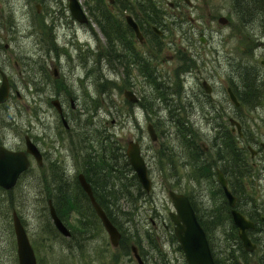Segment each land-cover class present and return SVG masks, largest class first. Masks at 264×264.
Here are the masks:
<instances>
[{"label": "rangeland", "instance_id": "obj_1", "mask_svg": "<svg viewBox=\"0 0 264 264\" xmlns=\"http://www.w3.org/2000/svg\"><path fill=\"white\" fill-rule=\"evenodd\" d=\"M189 1L191 4L185 0H152L161 12L164 31L161 36H147L144 43L136 39L133 47L142 61L127 63V67L120 61L122 57L116 58L120 49L115 45V51L99 26H94L97 36L94 37L71 22L68 13L66 20H59L58 8H64L61 2L33 0L30 14L27 0H0V54L11 90L9 100L0 104V144L13 150L25 149L27 137L32 135L38 147L43 148L42 135L48 130L50 120L56 121L57 109L53 101L61 100L65 112L73 116L75 111L65 95L74 94L78 96L77 112L81 113L79 125L85 126L87 121L95 125L97 154L106 146L107 155L115 153L124 161L128 142L137 140L153 182L151 194L141 198V203L138 201L136 209L132 210L134 202H129L131 196L123 188L125 180L119 174L110 178L117 199L110 209L114 212L115 224L125 236L122 248L115 249L90 209L85 215V225L80 223L79 213L68 214L67 226L73 232L72 226L77 228L74 238L65 237L55 228L44 196L49 161L39 164L33 161L31 169L13 188L0 187V264H20L14 211L27 231L38 264H138L131 252L132 244L138 245L142 256L143 250L158 255L155 239V247L143 244L145 228L133 217L127 222L125 216L128 211L139 219L150 212L153 216L155 211L168 213V190L174 178L170 176L171 166L165 158L170 156L174 146V151L178 152V156L175 155L176 178L181 188L193 195H203L210 209L222 215L217 177L214 176L215 180L191 179L193 164L186 165L184 161L189 163L190 157L193 158L192 150L184 148L178 125L184 123L191 128L189 138L200 147L209 148L206 155L210 159L216 158L222 143L216 139L225 131L231 132V118L237 119L242 127L246 126L250 137L264 142V26L258 19L242 23L235 14L234 0ZM37 3H40L39 10ZM221 16L228 19L227 24L219 22ZM89 45L95 46L97 51L91 50L85 63ZM186 58L187 70L183 65ZM86 71H91V82L89 86H82L79 77L85 76ZM247 73L256 76L253 89L243 87V77ZM204 80L213 87L211 93L203 88ZM59 88L63 89L62 95H59ZM228 88L237 96L239 106L231 100ZM126 90L133 91L138 102L126 98ZM84 109L86 112L82 114ZM150 124L156 130L157 141L151 139ZM69 132L76 136L75 130ZM102 137L106 143L101 145ZM235 137L239 147L248 142L240 140L237 134ZM258 146L259 143L252 145L253 148ZM52 153L54 158L57 154L61 157V161H50V165H56V168L51 167L52 172L56 169V173L74 178L77 161L69 140L65 138L64 147ZM244 153L250 159L247 148ZM224 157L231 160L227 155ZM255 161H264V153ZM222 165L220 162L214 164V171ZM230 229L231 223L227 220L207 233L212 248L222 252L235 249L226 240ZM168 232L162 231L165 235H169ZM162 252L166 262L156 256V260L146 263L188 264L181 252L169 243L163 244ZM220 257L226 264L222 254ZM243 260L247 259H239ZM248 261L253 264L251 257Z\"/></svg>", "mask_w": 264, "mask_h": 264}, {"label": "flooded vegetation", "instance_id": "obj_2", "mask_svg": "<svg viewBox=\"0 0 264 264\" xmlns=\"http://www.w3.org/2000/svg\"><path fill=\"white\" fill-rule=\"evenodd\" d=\"M61 2V5L64 8L61 10L62 7L58 8V17L59 20L67 19V13L69 14V18L71 22L78 24L79 29H83L86 33L91 34L94 37L96 36L95 27H100V30L105 33L107 39L110 40L112 47L116 51L115 45L120 49L119 53L115 56L117 59L122 57L120 60L124 66H129L127 63L131 62H140L142 61V57L137 55L138 51L135 50L133 47L135 45L136 39L140 43H144L146 41L147 36L152 38L156 34L161 36L163 30V25L161 19V12L157 7L156 12L154 13V3L152 4V0H150L148 7H146V3L148 0H79L81 7L86 15L87 21L81 22V20L77 19L73 13L70 11L69 2L67 0H57ZM27 4L29 6V13L31 12V7L33 6V0H27ZM40 3H37V9H40ZM187 4H191V1H188ZM173 6V4H171ZM66 8V9H65ZM152 12V15L150 14ZM150 15V18L147 17ZM128 16H131L132 19L138 26L139 32L142 35V38L138 36V33L134 29L132 25L128 22ZM101 25H99V24ZM45 25V24H44ZM18 23L16 27L18 28ZM46 26V25H45ZM4 27L6 28V24L4 22ZM162 31V32H161ZM102 32V33H103ZM0 38V51L2 49V42ZM85 54L84 62L88 61L87 58L91 55V50L97 51V48L93 45H89ZM117 52V51H116ZM109 55V53H108ZM113 55H110V57ZM114 57V56H113ZM114 58L111 60L113 61ZM111 65L112 62H110ZM126 67V68H127ZM4 76H7L5 71L2 68V57L0 54V77L3 80ZM90 76L91 71H86L85 76L79 77L80 84L88 85L90 84ZM64 77V75L62 76ZM111 83L112 81H107ZM107 84V83H106ZM63 87V86H62ZM59 95H62L63 89L59 88ZM91 96V95H90ZM69 97L71 102V109L75 111L73 116H70L68 112H65V107L63 106V102L59 101V107L57 109V116L56 121L50 120V126L45 134L42 135V142L43 148H39L36 144L32 135L30 139L35 145L39 148L38 151L41 155L40 161H49L47 163V169L49 173L46 174L45 184H44V196L47 200L48 204V211L52 218L55 228L62 233L57 224L55 223L52 210L54 209L55 213L61 220V222L70 230L71 236H66L68 238H74L76 236L77 228L73 225L74 232L67 226L66 220L68 219V214L72 212H77L81 215L82 221L80 223L85 225L87 217L86 212L90 209V212L94 214L96 219H98L101 224L100 217L98 216L89 194L83 188L80 175H84L87 182L91 185L94 196L99 204L105 210L107 216H109V212L112 213L113 219V212L111 211V202L110 206H106V201L104 199V195L110 197L112 196V184L110 183V178L113 174H120L122 178L125 180L123 188L128 192L129 197L131 196L130 203L134 202L132 210L136 209V203L140 201L141 198H146L150 192H146L144 185L141 183L139 176L136 170L132 167L131 162L128 157V148L130 142H139L137 140H130L128 142V147L126 151V159L121 161L120 159H116L111 161L112 155H107V147H104V151L101 154H97L96 150V143L98 142L97 134L94 132L93 122L87 121L85 122V126H80L78 120L80 119L81 113L77 112L78 104L75 106V102L78 99L77 95L68 94L65 95V98ZM138 102V101H137ZM76 108V109H75ZM85 114L86 109L83 110ZM91 117V116H90ZM231 121V119H230ZM181 123H179L180 125ZM178 125V128H179ZM64 127L67 129L64 131L61 129ZM75 130L76 136L73 137L69 131ZM180 132V131H179ZM181 135V133H179ZM224 134V133H223ZM231 135H234L235 139V153L234 158L229 160L234 162V174H230L227 169V158L225 157H218L216 158H208L207 153L209 148L207 147H200L201 149V160L202 164H219L223 163L222 168H216V171L212 168L213 172L210 176V171L208 167L201 171V173L197 169V164L199 161H193V158L190 157V161H184L186 165L193 164V171L191 173V179L200 180L205 178L207 180H215L214 176L217 177L218 182V195H220L222 202H219V209L222 213L221 216L216 212V210H211L209 201L206 200L203 195L195 194L193 195L189 191L182 189V184H180L179 180L176 178L178 176V162L175 161V155L178 156V152L174 151V147H171L170 156L165 158L166 161H169L171 166V175H173L174 180H171V184L169 186L168 195L170 199V208L167 214H164L162 210L158 213L155 211V216L152 215L150 212L148 215H144L143 218H135L133 216L132 211H128L126 213L127 222H131L133 217L136 221H139L145 228L144 230V243L145 245L154 246L155 239L158 247V255L155 253L152 254L148 251L143 250V259L145 261L148 260H156V256L159 257L158 260L167 261L164 253L162 252L163 244L169 243L170 247H176L179 252L185 257L186 261V254L181 246V243L176 235V228L177 222L174 219L175 217L177 220L182 222L179 218V211L176 205L174 198L170 195L171 192L175 193L176 195H185L192 205L197 219L205 229L208 227H218L220 224H223L224 221L229 220L231 223V229L229 235H227V242L229 246L235 247L234 253L235 258L238 260L239 264H246L245 260L239 261L240 258H252L253 264H264V161H255L262 153H264V142L258 141L255 137H250L247 131L246 126L242 127V134L239 133L238 130L231 126ZM238 135L240 140H248V142L243 145V147H239V142L236 139L235 135ZM28 135V134H27ZM102 136V134H100ZM182 136V135H181ZM224 136V135H223ZM223 136L218 137L217 141H222L220 146H223L225 141H223ZM67 138L69 140V146L73 150V154L75 152V161L76 162V174L74 178L70 179L66 174L56 173V169L51 170V167L55 164L50 165V161H61L60 154H57V158L53 157L52 150L58 148L61 150L64 147V140ZM189 138V136H188ZM158 139V136H157ZM190 139V138H189ZM106 139L102 137L100 140L101 145ZM214 141L215 146L217 147V142ZM191 140L184 138L182 136V142L185 149H189V143ZM259 143L257 148H253V144ZM3 145V144H0ZM204 146V145H203ZM141 154L145 159L141 146L139 144ZM247 150L250 153V159L245 157L244 150ZM262 148V149H260ZM13 150V149H12ZM24 150V149H18ZM115 150V148L113 149ZM219 150V149H218ZM79 153H82L80 155ZM31 161V167L33 166V161H39L34 156L29 155ZM78 161H81L78 163ZM97 162H101L103 166H100L98 169ZM147 163V160L145 159ZM201 164V165H202ZM148 165V163H147ZM184 165V166H186ZM207 166V165H206ZM29 167V169H31ZM113 169V170H112ZM221 171L225 178L227 179V184L232 192L233 196L236 198V205L231 206L229 202V198L226 195V191L223 185L220 183L218 179V172ZM151 178V177H150ZM210 178V179H209ZM153 188V183H152ZM136 189V190H135ZM97 194H100L101 201L98 199ZM105 205V206H104ZM140 208V207H139ZM233 209L240 212L250 224L251 227L246 229L247 238L256 246L254 251H248L244 246V239L242 238V231L238 224H236L234 220V216L232 214ZM218 214L219 217L216 216ZM111 221H113L111 219ZM114 224L116 221L114 220ZM117 224V223H116ZM115 224V225H116ZM182 224V223H181ZM117 226V225H116ZM104 227V225H103ZM118 227V226H117ZM119 228V227H118ZM105 229V227H104ZM120 229V228H119ZM106 230V229H105ZM162 231H169V235H165ZM107 232V231H106ZM157 233V236L154 235ZM232 234V235H231ZM140 252V249H139ZM141 253V252H140ZM142 255V254H141Z\"/></svg>", "mask_w": 264, "mask_h": 264}, {"label": "water", "instance_id": "obj_3", "mask_svg": "<svg viewBox=\"0 0 264 264\" xmlns=\"http://www.w3.org/2000/svg\"><path fill=\"white\" fill-rule=\"evenodd\" d=\"M68 1H69V7L73 15L82 22L87 21L86 15L79 1L78 0H68ZM186 1L188 2L189 0ZM128 22L130 25L134 27V29L138 33V36L142 38L138 26L131 16H128ZM219 22L222 24H227L228 19L224 16H221L219 18ZM202 41H205V39L202 38ZM203 86L206 89L207 93L212 92V86L207 81L203 82ZM228 92L233 103L236 106H239L240 102L238 101V98L233 92V90L231 88H228ZM9 93H10L9 81L7 77L4 76L3 83L0 87V103L7 101L9 97ZM125 96L133 102L138 101V98L132 91L127 90L125 92ZM53 103L57 107H59L58 101H53ZM231 123L235 125L239 133L242 134L241 124L235 119H231ZM148 129L150 131L151 138L153 140H156L157 134L155 132L154 127L152 125H149ZM27 146H28L27 152L11 151L3 146H0V186L4 187L5 189L13 188L16 185L20 175L29 168L30 161L28 159L27 153L34 154L36 158L39 160V162H41L40 161L41 156L36 146L33 145L30 140L27 141ZM127 154L131 162V165L136 170L139 176L141 183L144 185V188L149 192L151 190V180L148 175L147 165L145 163L144 158L141 155L139 144L135 142H130ZM218 179L226 191V195L229 198L230 205L235 206L236 198L233 196L232 192L230 191L227 184V179L225 178L224 174L221 171L218 172ZM80 181L83 188L89 194L91 198V202L98 216L103 222L106 231L109 234V238L112 245L114 247H118L120 244V240L122 238V234L120 230L111 221V219L107 216L103 207L96 200L92 187L87 182L84 175H80ZM170 195L174 198L176 202L179 211V218L182 220V222H180L179 220H177L176 217L174 218L178 224L176 228V235L186 254L188 263L216 264L209 241L207 239L206 232L202 227V225L200 224V222L198 221L196 213L192 205L190 204L189 199L185 195H176L173 192H171ZM232 214L234 216V220L236 224H238L241 228L242 231L241 235L242 238L244 239L245 248L248 251H254L256 249V246L247 238L246 235V229L251 227L252 224H250V222H248V220H246L245 217L237 210L233 209ZM13 215H14V229L16 232V239L18 245L19 263L38 264L34 249L30 243L25 227L23 226L17 213L14 212ZM52 216L59 230L64 235L71 236L70 230L61 222V220L55 213L54 209L52 210ZM132 252L138 264H146L145 261L142 259L139 253V249L136 245L132 246Z\"/></svg>", "mask_w": 264, "mask_h": 264}, {"label": "trees", "instance_id": "obj_4", "mask_svg": "<svg viewBox=\"0 0 264 264\" xmlns=\"http://www.w3.org/2000/svg\"><path fill=\"white\" fill-rule=\"evenodd\" d=\"M234 1H235L234 2L235 14L237 15L238 19L242 23H249L251 21L258 19V20H260V22H262V24L264 26V0H234ZM149 2H150V0H148V2L145 4L146 7H148ZM155 12H156V8L154 6V13ZM147 17L150 18V15H147ZM187 61H188L187 58L185 60H183V65H184L185 70H187L189 68V65H187V63H189V62H187ZM181 70H182V66H181ZM255 82H256V76L253 73H247L243 77V87L247 88V90L253 89ZM179 131H180L179 133H181V135L184 138L191 140L188 138L189 134L192 132L190 127H186L184 123H181L179 125ZM227 133H230V132H227V131L224 132L223 141H225V142H223L224 143V145L222 146L223 149H221V146L219 145L220 148H219L218 154L216 156L224 157L227 155L229 158L233 159L234 153H235V141H234L233 135H231V134L228 135ZM189 147L192 150L191 156L193 157V160L199 161L198 163H196L197 164L196 167H197L198 171L201 173V171L205 170L208 167V169L210 171V176H211L212 172H213V170H212L213 165L212 164H206V163L202 164L201 155H200L201 149H200L199 145H197L195 141L191 140L189 143ZM116 156H118V157H116ZM120 157L121 156L116 155L114 153L111 156V161H114ZM97 165H98V169L100 168V166H103V164L101 162H97ZM226 165H227V169L230 172V174L233 175L234 171H235L234 162L233 161H227ZM119 176L122 179V176L120 174H119ZM114 188H115V185H114ZM112 195H113L114 199H110L109 196L104 195V199L106 201L107 207L110 206V202L112 205V203H115L117 200L116 199V190H114V194L112 193ZM97 197L101 201L102 196L100 194H97ZM109 216L111 217V219L114 222L115 219H113L111 212H109ZM216 216L218 217V214H216ZM214 228L215 227H208L206 229V232L209 233V232L213 231ZM124 240H125V236L123 233L120 248H122V246L124 245ZM211 248H212V246H211ZM229 249H228L229 252H222V250L217 251L214 248H212L216 264H223L221 261V257H220L221 254L224 257L226 264H239L238 260L235 258L236 256H235L234 250L231 251ZM223 253H225V255H223ZM245 259H247L246 264H249L248 258H245ZM228 260H231V262H228Z\"/></svg>", "mask_w": 264, "mask_h": 264}]
</instances>
